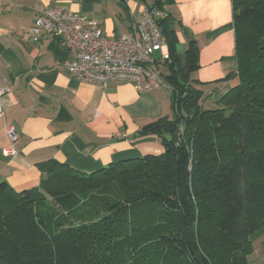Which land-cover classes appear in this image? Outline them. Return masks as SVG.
<instances>
[{
  "label": "trees",
  "instance_id": "trees-1",
  "mask_svg": "<svg viewBox=\"0 0 264 264\" xmlns=\"http://www.w3.org/2000/svg\"><path fill=\"white\" fill-rule=\"evenodd\" d=\"M168 0L147 9L167 43L175 114L144 124L160 154L84 172L39 163L36 187L0 176V264H249L264 234V0H233L239 77L216 108L192 75L200 48L178 55Z\"/></svg>",
  "mask_w": 264,
  "mask_h": 264
},
{
  "label": "crops",
  "instance_id": "crops-1",
  "mask_svg": "<svg viewBox=\"0 0 264 264\" xmlns=\"http://www.w3.org/2000/svg\"><path fill=\"white\" fill-rule=\"evenodd\" d=\"M153 0H0V68L8 78L4 114L0 117V176L16 191L40 184L39 163L50 159L84 172L111 162L164 152L157 135L140 136L141 127L175 114L171 87L140 92L130 81L106 86L73 77L65 68L72 54L58 37L44 34L33 40L31 29L47 7L85 13L101 23L108 36L131 30ZM166 13L175 18L178 55L185 64L192 41L200 48V66L193 77L216 108L239 84L233 0H168ZM168 50V47H167ZM160 68L168 65L156 52ZM17 139L12 142L8 129ZM14 148L15 154H7ZM249 264H264V234L254 241Z\"/></svg>",
  "mask_w": 264,
  "mask_h": 264
},
{
  "label": "built area",
  "instance_id": "built-area-1",
  "mask_svg": "<svg viewBox=\"0 0 264 264\" xmlns=\"http://www.w3.org/2000/svg\"><path fill=\"white\" fill-rule=\"evenodd\" d=\"M163 15L155 7L147 9L134 20L128 33L108 36L101 23L85 13L47 6L36 18L31 33L34 41L44 34L58 37L60 46L73 55L64 65L73 77L104 86L113 81H130L144 92L165 86L160 59L156 57V52L161 51V60L168 58L167 43L157 24ZM7 93L8 78L0 68V117ZM8 134L15 142L13 126ZM5 152L15 154L16 150L8 148Z\"/></svg>",
  "mask_w": 264,
  "mask_h": 264
},
{
  "label": "rangeland",
  "instance_id": "rangeland-1",
  "mask_svg": "<svg viewBox=\"0 0 264 264\" xmlns=\"http://www.w3.org/2000/svg\"><path fill=\"white\" fill-rule=\"evenodd\" d=\"M161 69V71L163 70L162 68H160ZM162 73H163V71H162ZM164 74V73H163Z\"/></svg>",
  "mask_w": 264,
  "mask_h": 264
}]
</instances>
